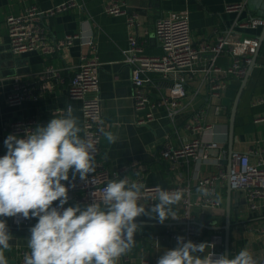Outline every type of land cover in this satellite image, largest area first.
Masks as SVG:
<instances>
[{
  "label": "crops",
  "instance_id": "obj_1",
  "mask_svg": "<svg viewBox=\"0 0 264 264\" xmlns=\"http://www.w3.org/2000/svg\"><path fill=\"white\" fill-rule=\"evenodd\" d=\"M76 1L78 6L45 19L44 23L51 39L61 41L68 34L92 37L95 50L91 55L99 63L100 90L99 95L103 105V119L106 122V131L117 136L115 144H109L102 137V153L106 168L111 173L119 174V178H127L129 182H137L148 186L162 188L173 187L177 183L176 171L162 156L164 144L169 141L178 147L199 136L203 142H218L223 144L220 151L209 152L207 162L197 165L194 162L183 165L180 171L184 187H190L196 192V182L200 174L217 171L221 165L228 166V139L231 109L241 86V81L232 80L219 97H212L209 90L210 79L204 69L211 64L210 56H203L197 64L191 81L187 87L190 96L183 100L185 111L175 121L168 116V110L153 108L169 89V81L159 75H152L146 81L149 91V105L143 111L137 112L133 100V83L131 66L126 63L128 55V38L135 34L143 44L148 55L158 56L162 53L155 37V24L164 15H186L190 21L192 39L195 46L202 43L215 44L220 36L233 30L240 37H260L262 29L251 30L239 28V24L251 18H264V0H124L126 14L112 16L106 13L105 0H0V157L7 149L4 140L10 132L13 122L35 119L38 125H46L53 116H63L69 105L73 115L79 118L83 137V112L80 100H71L68 97V88L75 76L82 54L90 49L87 44L77 41L71 47L62 49L51 56L42 54L14 55L10 50V42L6 19L10 15H20L32 5L42 9H49L60 4ZM245 3L244 12H227L229 5ZM129 17H134V26L129 25ZM232 63V56H219L216 65L228 67ZM52 68L58 71L56 79L49 80L54 88L49 93L40 91L38 100L28 99L20 106H11L7 97L17 81L33 84L37 89L42 84L43 73ZM93 95V94H92ZM256 98L264 100V43L257 58L256 66L250 75L239 104L234 145V152L247 153L252 163H260L264 167V102L253 105ZM204 110L205 121L213 127L203 135H197L188 128L194 112ZM154 119L140 124L142 118L147 121L150 113ZM70 176L71 172H70ZM218 195L221 198V209L209 212L202 221L206 234L219 233L224 236L226 211L228 204V181L218 186ZM140 203L146 205L144 200ZM58 202H54L56 204ZM82 203L70 201L69 206ZM177 219L166 220L160 224L156 219L140 216L137 223L140 225L135 235V246L129 252L137 264L147 260L148 264H157L158 258L166 249H173L168 239V231L177 228L178 216L182 210L180 203L174 206ZM4 219L10 229L12 218ZM32 225L22 234H30L29 229L37 222L30 219ZM231 252L234 256L242 248H247L258 262H264V203L257 211H251L244 196L239 192L231 195ZM200 223V222H199ZM18 228V227H16ZM21 232V230H19ZM18 232V234H20ZM159 237L157 242L154 237ZM28 236L12 239L10 249L5 251L8 264H17V248L28 244ZM18 242H21L20 244ZM118 264H124L120 259Z\"/></svg>",
  "mask_w": 264,
  "mask_h": 264
},
{
  "label": "built area",
  "instance_id": "obj_2",
  "mask_svg": "<svg viewBox=\"0 0 264 264\" xmlns=\"http://www.w3.org/2000/svg\"><path fill=\"white\" fill-rule=\"evenodd\" d=\"M106 13L112 16L126 14L124 0H105ZM202 2L203 0H197ZM78 6L76 1H70L53 8L42 9L32 5L24 10L20 15H10L6 19L10 50L14 55L42 54L51 56L56 52L71 47L77 41L87 44L90 51L82 54L80 64L75 76L72 78L68 88V97L71 100L82 102L83 112V137L91 139L95 144L97 152L95 154V171L90 173L84 180L79 175L73 180L70 176L69 182H62L68 187L70 201L82 203L85 206L93 202L101 203L103 189L110 180H118L119 174L111 173L105 165L102 153V133L99 131L103 127L106 131V122L103 119L102 99L99 95L100 78L99 63L91 50H95L92 37L84 38L79 34H68L61 41L54 42L44 23L45 19L71 10ZM245 3L229 5L227 12H244ZM134 17H129V25L134 26ZM239 28L258 30L264 28V18H251L240 23ZM155 37L162 53L158 56L148 55L143 44L138 40L137 35L131 34L128 38V55L126 63L131 66V79L133 83V100L137 112L143 111L149 105V91L146 88V81L152 75H159L169 81L168 91L160 95L159 101L153 108L166 107L168 116L175 121L183 112V100L190 96L187 84L191 81L198 63L203 56H210L211 64L204 69L205 75L210 79L208 92L212 97H219L232 80L242 81L248 72L249 65L258 48L259 41L256 36L240 37L235 31L230 30L217 39L215 44L202 43L195 46L189 18L174 14L164 15L155 24ZM230 54L232 63L224 68L216 65L219 56ZM58 71L52 68L46 70L42 75V84L36 89L33 84L17 81L13 90L7 97V103L11 106H20L26 100H38L40 91L49 93L54 85L49 80L56 79ZM93 94V95H92ZM262 98H256L253 105L263 103ZM147 121L142 118L140 124L150 122L154 119L150 111L146 115ZM259 121H264L260 118ZM38 122L35 119H25L13 122L9 129L11 134L23 137L26 130L35 128ZM188 128L197 135H203L213 127L205 121L204 110L194 112ZM223 144L218 142L205 143L199 136H193L182 145L175 147L167 141L161 151L162 158L168 162L173 171H176L177 183L170 188L160 186H148L142 192L141 200H144L148 208L157 200L158 189L168 191L180 190L183 198L180 201L181 214L178 216L177 228L168 231V239L172 244H176V237L183 236L185 240L194 243L208 242L214 245L208 251H213L216 255L224 252V236L219 233L206 234V229L202 225L205 215L209 212L221 209V198L218 195V186L230 180L231 188L234 192H239L244 196L251 211H257L264 203V167L260 163H252L250 155L247 153L235 152L231 159V165H221L212 173L200 174L196 182V192L190 187H184L181 181L180 171L183 165L194 162L200 165L202 162L210 160V151H220ZM6 154V153H5ZM4 154V155H5ZM68 203L64 207H68ZM13 224L18 228H27L32 225L30 219L21 216L12 218ZM200 222V223H199ZM264 233V229L262 230ZM154 239L159 242V237ZM27 246L17 248V264H24L25 254L29 253ZM129 252L120 259L124 264H137L129 257ZM147 260H142L141 264H148ZM264 264V262H258Z\"/></svg>",
  "mask_w": 264,
  "mask_h": 264
},
{
  "label": "clouds",
  "instance_id": "obj_3",
  "mask_svg": "<svg viewBox=\"0 0 264 264\" xmlns=\"http://www.w3.org/2000/svg\"><path fill=\"white\" fill-rule=\"evenodd\" d=\"M109 144L117 136L99 129ZM79 118L69 105L63 116H53L46 125L26 130L23 137L9 134L6 154L0 157V217L35 218L29 229L24 264H118L135 246L140 228L137 218L148 216L160 224L177 219L174 206L183 198L180 190L158 189L150 209L140 203L144 185L127 178L110 180L101 203L64 207L69 200L70 172L81 180L95 171L97 149L82 137ZM54 202H58L54 204ZM12 235L0 219V264H8L5 251ZM208 242L194 243L176 237V247L166 249L157 264H258L247 248L234 256L216 255Z\"/></svg>",
  "mask_w": 264,
  "mask_h": 264
},
{
  "label": "water",
  "instance_id": "obj_4",
  "mask_svg": "<svg viewBox=\"0 0 264 264\" xmlns=\"http://www.w3.org/2000/svg\"><path fill=\"white\" fill-rule=\"evenodd\" d=\"M258 41H259L258 48L255 52V55L252 58V62L249 65L248 72H247L246 76L241 81V86L239 88V91L236 95V98L234 100V103H233V106L231 109L230 123H229V139H228V151H229V154H228V161H229L228 162V170H229L230 165H231L232 156L235 153L234 152V145L237 141L235 138V127H236V118H237V112H238L239 104L241 102L244 90L248 84V81H249L250 75L253 71V68L256 66L258 55L260 54V51H261L263 43H264V28L262 30L260 37H258ZM213 151H210V152H213ZM215 152L218 153V150H216ZM232 193H233V190L231 188L230 180H228V204H227V211H226V225L224 227V230H225V253L226 254H230V252H231V227H232L231 195H232ZM19 230H21V232H19ZM9 231L12 235V239H15V238L17 239V237L20 239L24 235H27L28 237L30 236V234H22V232H26V229H19V228H16L14 226H12L9 229ZM18 232L20 234H18ZM12 239L9 241V243L12 242ZM12 243L15 244L14 241ZM18 243L20 244L21 242H18ZM23 246H27V244L24 243Z\"/></svg>",
  "mask_w": 264,
  "mask_h": 264
}]
</instances>
